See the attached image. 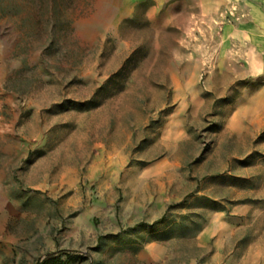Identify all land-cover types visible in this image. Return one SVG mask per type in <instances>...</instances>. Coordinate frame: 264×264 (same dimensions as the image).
<instances>
[{"label":"rangeland","instance_id":"374dc122","mask_svg":"<svg viewBox=\"0 0 264 264\" xmlns=\"http://www.w3.org/2000/svg\"><path fill=\"white\" fill-rule=\"evenodd\" d=\"M225 0H0V264H264V26Z\"/></svg>","mask_w":264,"mask_h":264},{"label":"crops","instance_id":"0c3cea01","mask_svg":"<svg viewBox=\"0 0 264 264\" xmlns=\"http://www.w3.org/2000/svg\"><path fill=\"white\" fill-rule=\"evenodd\" d=\"M225 2L230 8V12H234V8L245 7V13L250 14L252 18L258 21L260 19L264 21V0H225Z\"/></svg>","mask_w":264,"mask_h":264},{"label":"trees","instance_id":"16d2710c","mask_svg":"<svg viewBox=\"0 0 264 264\" xmlns=\"http://www.w3.org/2000/svg\"><path fill=\"white\" fill-rule=\"evenodd\" d=\"M39 264H43V262L39 263Z\"/></svg>","mask_w":264,"mask_h":264}]
</instances>
